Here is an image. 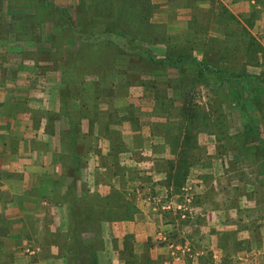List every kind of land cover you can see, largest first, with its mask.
I'll use <instances>...</instances> for the list:
<instances>
[{"label": "rangeland", "instance_id": "obj_1", "mask_svg": "<svg viewBox=\"0 0 264 264\" xmlns=\"http://www.w3.org/2000/svg\"><path fill=\"white\" fill-rule=\"evenodd\" d=\"M45 2L50 8L38 14ZM81 4L0 0V98L15 83L9 77L16 67L8 62L17 58L24 68L32 67L28 90L44 107L29 108L34 130L24 147L49 153L48 167L36 180L42 192H0L2 206L20 202L16 218L0 211V235L14 245L0 253V264H74L73 256L77 264H264V92L247 87L254 80L242 83L238 77L245 72L264 83V54L256 57L246 46L253 39L264 47V0H148L150 34L148 42L137 44L156 57L188 45L223 80L216 75L199 80L189 70L178 76L171 66L155 69L137 57L117 56L113 69L101 73L110 95L99 97L93 95L97 75L86 71L93 66H82V55L91 54L92 47L82 54V44L78 48L71 40V28L59 14L82 27ZM222 8L227 14H219ZM223 22L231 24L224 28ZM186 90L195 108L224 118L211 131L193 129L188 156L180 161L177 117L152 108H167L155 106L156 98L161 103L170 98V108L180 106L179 94ZM65 109L78 118L75 195H88L96 204L106 201L96 210L111 216L89 218L83 211L86 198L77 199L84 219L74 234L66 221V187L73 175ZM174 171L177 182L170 177ZM10 176L19 178L17 172ZM117 193L133 205L129 216L116 217ZM82 239L96 250L83 247L88 243ZM73 241L79 250L72 253Z\"/></svg>", "mask_w": 264, "mask_h": 264}, {"label": "trees", "instance_id": "obj_2", "mask_svg": "<svg viewBox=\"0 0 264 264\" xmlns=\"http://www.w3.org/2000/svg\"><path fill=\"white\" fill-rule=\"evenodd\" d=\"M129 1L130 0H82V27L80 26V24H77L78 27L76 28L67 13L61 14L59 12L63 22L69 25V29L71 28V40L75 43L78 48L82 44V54L84 49L88 51V47H92L91 54L87 56L86 52L84 53V55H82V66H93L94 70L86 71H94V73L97 75L96 79L92 82L95 86V90H93L94 97H99L101 95H110L109 92H111V90L109 87L105 86V82L101 77V73H103V69L104 71L107 69H113L112 67L114 66L117 56L121 58H126L127 60H131L137 57L139 60L145 61L146 65L148 66H156L155 69H159L160 67L163 68V65L171 66L177 69L178 76L180 74H183L184 71L189 70L192 73L191 75L198 77L199 80L206 77V75H216L215 77L221 78L220 76H217L218 73L216 71L215 66L213 64L211 65L207 60L203 61L198 59L195 55H193V52H191V48L188 45L184 49H182L181 47L176 48V51L179 52H170L164 56L156 57L150 50H148L141 44H137L138 42H148V36L150 34L149 27L151 28V26H149L147 23L145 12L148 10L149 4L148 0H132L131 3H129ZM48 3L49 2H45V4L43 3L42 5L40 4L41 7L38 9V14L41 12L42 9L50 8V4ZM133 9H135V11H133ZM224 12L225 9L222 8L219 14H227ZM134 19L139 20V22L133 24ZM228 24L231 23L223 22V27H227ZM241 29H243V27ZM243 30L246 32L245 29ZM238 34L241 38L244 37L241 33L238 32ZM249 39L251 38L249 37ZM253 45L257 47V49L252 48ZM246 46H248V49L251 50L250 52H255L256 57L258 53L264 54V47H262L260 43L258 44L257 41H254L253 39H251V41H247ZM87 57L89 59L86 61L85 58ZM65 71L66 66H63L61 72L65 73ZM84 71L85 70H82V72ZM238 77L244 78L242 83L245 81L248 83V81L254 80L251 81V83H248L247 87L249 86V89L252 90L254 86V89L257 88L259 92H264V83H262V81L259 80L256 76L244 72L242 73V75L239 74ZM238 77L235 76V78H237V82H239ZM174 80L181 82V79L179 77L174 78ZM220 80H223V78H221ZM254 82H256V84H254ZM189 84L191 91V83ZM179 95L182 102L180 106H176L175 104L174 106L173 103H171L173 107L170 108V105H168L171 102L170 98H164L168 101L165 103L158 102L156 98V102L154 103L155 106L164 104L167 108L152 109L154 111H160L161 109L164 111H169L171 115H175V117H177V120H174L175 122H173L174 124L176 123L175 127L177 130V134H174V138L181 137V145L183 146V148L178 152V155H180L179 160L181 161L184 159V156H188L187 147L191 145V135L193 136L191 131L200 127L203 130L211 131V125H217L224 117L219 112L216 115H213V118H211L209 117L207 111L195 108L194 105L191 103V100L189 99L190 93L187 90L181 92ZM64 111L65 115L68 114L69 127L68 133L66 132V134L69 135L71 141L70 165L72 167L73 175L70 176V182L66 187V194L69 195L70 199L69 202H67L68 204L66 208V221L68 223V226L70 227V233L74 234L77 232V223L82 224V220L84 219L83 211H85L87 217L92 219L95 218V220L107 219L111 218V216L108 215L105 209L96 210L97 207L106 205V201L102 202L101 199H98L100 203L96 204V202L93 201L94 198L90 199L88 195H80V197L75 195V177H77L76 174L78 169L77 164L79 163V156L73 149V143L76 142L75 136L78 130V118L77 115L73 113V111L67 112L66 109ZM194 122L197 123V125L193 124ZM194 125L196 126L195 128ZM166 135L169 136L170 134L167 132ZM105 162L106 161L104 160V164ZM172 175L170 177H174L175 181L177 182L179 180V174L174 171ZM114 194L116 193L114 192ZM117 194H119V196H117V206L121 210V213L120 215H116V217L129 216L130 211L134 209L133 205L129 201H124L120 193ZM85 198L87 200L86 204L85 206H83V211L81 210L80 212L75 206V202L77 201V199ZM88 212H90V214H88ZM115 212L117 214L119 213L116 210ZM73 240L75 241V239ZM74 241L71 244V248H69L72 253L79 250L77 243H74ZM82 244H86L87 246L83 247H88L90 248L89 250H93V252L97 248L96 246H93L92 242H86L85 239H82ZM67 253L68 251L65 250L63 252V255ZM89 259L86 260L88 261ZM72 260L74 261V264H77L75 263V261L77 262L79 258L78 256H73Z\"/></svg>", "mask_w": 264, "mask_h": 264}, {"label": "crops", "instance_id": "obj_3", "mask_svg": "<svg viewBox=\"0 0 264 264\" xmlns=\"http://www.w3.org/2000/svg\"><path fill=\"white\" fill-rule=\"evenodd\" d=\"M13 60H9L10 62L7 60V62L11 65L15 64V74L9 77L14 78L15 83L9 85V91L2 94L0 98L2 100V103L0 102V192L27 194L35 190L39 193L42 189L36 186V180L38 174L48 167L49 153L46 156L36 154L24 146H28L31 140L30 131L34 130L29 108L42 109L44 103L33 92H29V85L26 83L35 71L32 67L24 68L23 60H20V64L17 58ZM44 98L43 96L41 100L43 101ZM14 103L20 108L12 110ZM11 114L15 116L12 117ZM40 120L39 118L38 121ZM14 172L19 174L18 179L8 177ZM5 203L3 207L0 202V211L2 209L5 214L3 216L11 219L18 217L20 212L17 206L20 207V202ZM22 205L27 209V206ZM13 224L14 227L17 225L15 222ZM0 242H2L0 253L9 252L14 248V245H11L12 240H8L6 235H0Z\"/></svg>", "mask_w": 264, "mask_h": 264}]
</instances>
